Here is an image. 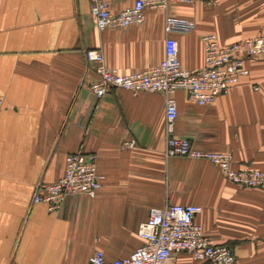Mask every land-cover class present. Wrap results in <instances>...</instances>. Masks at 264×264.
Masks as SVG:
<instances>
[{
    "label": "crops",
    "instance_id": "crops-1",
    "mask_svg": "<svg viewBox=\"0 0 264 264\" xmlns=\"http://www.w3.org/2000/svg\"><path fill=\"white\" fill-rule=\"evenodd\" d=\"M135 0H109L112 11ZM91 0H0V264H89L144 245L138 230L153 208L196 205L195 222L231 246L236 264H264V188L230 183L214 164L167 157L165 97L112 90L98 99L85 50L128 75L158 66L165 42H178L183 67H204L202 37L222 46L264 35V0H217L148 10L142 25L100 31ZM189 19L188 34L165 31L166 18ZM211 106L176 94L175 136L202 151L229 152L236 169L264 171V60ZM135 141L134 148H123ZM97 156L103 187L96 198L70 195L58 212L34 203L36 185L59 181L73 153ZM174 264L198 262L188 254Z\"/></svg>",
    "mask_w": 264,
    "mask_h": 264
},
{
    "label": "built area",
    "instance_id": "built-area-1",
    "mask_svg": "<svg viewBox=\"0 0 264 264\" xmlns=\"http://www.w3.org/2000/svg\"><path fill=\"white\" fill-rule=\"evenodd\" d=\"M217 0H135L133 6L120 12L111 9L109 0H91L90 11L100 31L122 30L142 25L148 10L167 11L172 4L212 5ZM194 21L168 16L165 22L167 35L191 33ZM204 67L190 71L183 67L179 58L178 42L167 38L164 60L156 67L124 75L118 69L106 65L102 51L85 50L88 64L93 65L97 79L90 91L101 99L112 90H125L134 95L141 93L161 94L165 97V135L167 157H183L208 161L217 166L225 178L241 188H264V171L236 169L234 156L229 152L202 151L190 140L175 136L178 118L176 94L184 91L190 102L198 106H211L218 97L229 94L239 82L249 76L246 63L264 60V35L244 39L222 46L217 35L202 37ZM4 101L0 98V112ZM135 141L124 143L123 148H134ZM97 156L90 153H73L67 156L63 177L52 184L36 185L34 203H45L48 211L58 212L70 195L97 197L103 187L104 177L98 170ZM203 208L196 205H169L153 208L149 218L138 230L144 245L129 256L109 260L101 250H96L89 264H174L180 254H188L198 262L211 264H236L234 252L226 245L204 233L195 222Z\"/></svg>",
    "mask_w": 264,
    "mask_h": 264
},
{
    "label": "trees",
    "instance_id": "trees-1",
    "mask_svg": "<svg viewBox=\"0 0 264 264\" xmlns=\"http://www.w3.org/2000/svg\"><path fill=\"white\" fill-rule=\"evenodd\" d=\"M231 250H232V247L231 246H228Z\"/></svg>",
    "mask_w": 264,
    "mask_h": 264
}]
</instances>
